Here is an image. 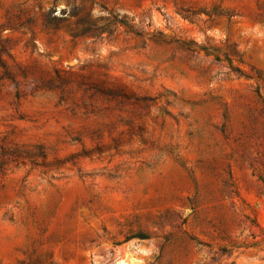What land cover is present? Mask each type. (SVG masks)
Here are the masks:
<instances>
[{
  "label": "rangeland",
  "instance_id": "obj_1",
  "mask_svg": "<svg viewBox=\"0 0 264 264\" xmlns=\"http://www.w3.org/2000/svg\"><path fill=\"white\" fill-rule=\"evenodd\" d=\"M0 264H264V0H0Z\"/></svg>",
  "mask_w": 264,
  "mask_h": 264
},
{
  "label": "trees",
  "instance_id": "obj_2",
  "mask_svg": "<svg viewBox=\"0 0 264 264\" xmlns=\"http://www.w3.org/2000/svg\"><path fill=\"white\" fill-rule=\"evenodd\" d=\"M128 28H131L129 25H126Z\"/></svg>",
  "mask_w": 264,
  "mask_h": 264
}]
</instances>
